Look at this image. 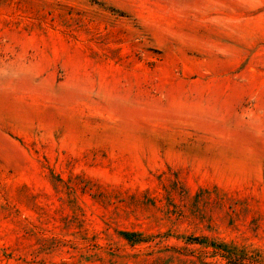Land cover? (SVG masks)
Listing matches in <instances>:
<instances>
[{"label":"rangeland","instance_id":"obj_1","mask_svg":"<svg viewBox=\"0 0 264 264\" xmlns=\"http://www.w3.org/2000/svg\"><path fill=\"white\" fill-rule=\"evenodd\" d=\"M0 264H264V0H0Z\"/></svg>","mask_w":264,"mask_h":264},{"label":"trees","instance_id":"obj_2","mask_svg":"<svg viewBox=\"0 0 264 264\" xmlns=\"http://www.w3.org/2000/svg\"><path fill=\"white\" fill-rule=\"evenodd\" d=\"M123 233H124V235H127V234H126L127 232H123Z\"/></svg>","mask_w":264,"mask_h":264}]
</instances>
